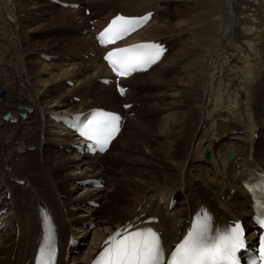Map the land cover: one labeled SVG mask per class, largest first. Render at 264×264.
Returning <instances> with one entry per match:
<instances>
[{
    "label": "bare ground",
    "instance_id": "6f19581e",
    "mask_svg": "<svg viewBox=\"0 0 264 264\" xmlns=\"http://www.w3.org/2000/svg\"><path fill=\"white\" fill-rule=\"evenodd\" d=\"M54 1L59 6L65 3L81 6L86 0ZM37 2L52 11L44 9L32 18L30 15L36 9L26 7L25 0H0V90L7 91L5 96L0 92V111L3 110L0 114V211L7 209L0 218L6 225L0 231V264H32L40 237L39 206L51 211L57 226L61 248L57 264H92L100 245L132 218L158 217L154 226L162 232L163 245L169 250L179 241L187 227L186 221L201 206L213 214L215 224L242 220L248 227L250 191L243 183L250 172H264V138L260 133L264 128V0H87L91 5L89 16L108 12L92 24L97 29L103 28L118 13L132 17L154 12L130 41H160L169 47L162 60L146 75L164 65L177 40L175 34L182 33L183 42L190 41L178 49L177 62L152 78H164L163 83L159 80L154 85L168 84L169 87L180 82L179 77H186L181 82L185 89L184 101L159 104L158 101L155 106L162 114L166 112L163 122L176 139L175 145L169 144L163 152V158L173 163L161 164L162 175L152 177V172L158 170H152L150 162L158 156L147 154L145 158L149 160L140 164L149 173L142 174L140 182L133 181L130 185L133 201L125 205V210L98 220L96 217L100 218L101 213L104 216V212L90 202H99L104 208L110 200V190L92 186L81 189L79 182L88 178L106 179L104 172L108 170L101 159L108 156L124 128L103 156H70L72 135L52 116L84 112L102 107L95 103L97 100L113 104L111 100L118 102L120 98L108 93L111 89L108 86H93V79L106 78L108 72L100 60L101 51L92 43L88 31L92 18L84 16L79 9L58 8L50 1ZM259 2L262 8L258 7ZM19 12L26 17L19 19ZM52 27L61 29L57 37L61 38L56 39L59 43L54 47L53 42L46 43L42 49H48V54L34 49L31 37L23 32L25 28L37 37L46 35ZM68 33L70 37H65ZM46 41L53 40L50 37ZM56 48H65L66 52H51ZM231 59L234 64L230 63ZM181 63L186 65L181 66L184 69L179 67L180 72L177 66ZM142 75H133L127 80ZM167 75L175 79H166ZM69 82L73 85L69 86ZM132 82L134 87L143 89L144 85ZM49 93L55 100L46 103ZM73 97H79V102L69 103ZM92 98L96 105L91 103ZM137 112V117L145 115L139 109ZM22 114H26L23 119ZM4 115H9L8 119H3ZM207 151L208 159L204 157ZM230 154L234 156L228 160ZM255 157L263 168L254 161ZM19 170L22 172L18 174ZM16 181H24V185L20 187ZM110 183L106 180L104 186L109 188ZM75 189L82 192L74 196ZM113 191L118 193L116 189ZM104 192L107 194H101ZM174 200H178L177 204L170 209ZM85 223L86 228L90 224L94 229L97 227L89 240L82 234L87 235L94 229H82ZM69 236L77 244L66 249ZM76 251L80 256L74 255L68 261Z\"/></svg>",
    "mask_w": 264,
    "mask_h": 264
},
{
    "label": "snow or ice",
    "instance_id": "6c2138e0",
    "mask_svg": "<svg viewBox=\"0 0 264 264\" xmlns=\"http://www.w3.org/2000/svg\"><path fill=\"white\" fill-rule=\"evenodd\" d=\"M149 16H116L97 39L101 44L114 43L116 39L146 22ZM161 52L159 45H134L108 52L105 60L113 72L124 76L141 66L154 63ZM119 90L123 94L124 89ZM119 119L114 113L97 112L84 126L81 135L105 147L119 130ZM250 191L258 213L257 222L264 227V180L250 188ZM44 219L47 222L49 218L44 215ZM211 232V217L202 209L191 221L187 233L171 248L166 257L161 236L154 228L135 227L129 223L104 241L102 250L92 264H236V253L244 246L241 225L237 223L224 230L217 229L214 235ZM53 237L54 230L49 227L35 255V264H55ZM259 264H264V236L260 240Z\"/></svg>",
    "mask_w": 264,
    "mask_h": 264
},
{
    "label": "rangeland",
    "instance_id": "374dc122",
    "mask_svg": "<svg viewBox=\"0 0 264 264\" xmlns=\"http://www.w3.org/2000/svg\"><path fill=\"white\" fill-rule=\"evenodd\" d=\"M40 1L43 2V3L47 2V0H40ZM66 1H71V0H66ZM25 3H26L25 6L28 7L29 9H32V8L36 9V10H34V13L30 15L32 18H33V15H38V14H41L42 12H44V9H47L48 12L52 11V9H50L49 7H47V8L43 7L42 3L37 2V0H25ZM22 4L24 5V2H21V6H22ZM39 6H40V10H39ZM82 6L83 7L85 6L86 8H89L91 10V5H89L87 3V0L84 1V5H82ZM100 6H102L103 8H106V7L103 6V4H100ZM261 6H263V5H262L261 2H259L258 3V7L262 8ZM58 8H60V7L58 6ZM263 8H264V6H263ZM79 10L81 12H84L85 9L83 8V10L82 9H79ZM115 10H118V9L116 8ZM262 10H264V9H262ZM104 13H105V15H104ZM107 14H108V12L104 11V12H100L96 16H95V14L94 15L91 14V16H86L84 14V16H86L87 18L88 17L92 18V20H93L94 17H96V18H94V20L97 21L98 20L97 18L99 16L103 17V16H106ZM25 17L26 16L24 14H22V12L18 13V18L19 19L22 20ZM77 18L78 17L76 16L75 19H77ZM92 20H89V22L92 21ZM60 26L61 25H59L58 27H60ZM58 27H52L50 29V31L46 35L42 34V35L37 36V37L34 34H29V31H26L25 28H23V32L27 33L29 35V37H31L32 45H35L34 49H38V50L40 49L39 51H42V52H39V53H43L44 52V53L48 54L50 51H47L48 49H46V48L45 49H42V48L46 47V43L47 42H53L54 44L53 43H52L53 45L51 44L53 47L56 46V43H59L58 41L55 42L56 39H60L61 38V37L57 38L58 35L61 32V29H55V28H58ZM31 29L32 28H30L29 30H31ZM47 31L48 30H46L45 32H47ZM70 35L71 34L68 33L67 36H65V37H70ZM175 35H176V39L177 40L173 42V49H170V52H169L170 54H169L167 60L164 62V65H162V67L160 66L161 68L160 67L158 68L159 70L158 69H156V70L154 69L156 72L153 70L155 73L152 71V73H154V74L150 73L151 74L150 76L148 74L147 75L143 74L142 76H139V77H136V78H132L131 81L127 80V81L124 82V84L129 87V91L127 93L128 94L127 98L120 99L118 102L115 99H113V100H111L113 104H109V103H106V102H103V101L101 102V101H98V100L95 102L96 104H98V105H100L102 107H105V108H109L110 107L109 109H113V110L119 109L120 105L123 104V103H133V106H134L128 111V112H130V116L128 117L127 122L124 124V127H123L124 128L123 129L124 132L122 134V137L114 144V146L112 147V149H111L110 153L108 154V156H106V157L101 159L104 162V167L108 170V171L104 172L105 173L104 176L106 178L104 180L105 181L107 180V183L110 180L111 187L107 188L106 186H104L105 185V182H104L103 183V187L98 188V189H102V190H105V191H109L110 190L108 192V193H110V200H108V203L106 204V206L104 208L102 207L104 210L101 208L102 204L100 205V203H98L100 207L99 208H95V209H97L98 211H101V212L103 211L104 212V216H102V213H101L100 218L94 216V217H96L97 220L98 219H103L104 217H107L110 214H113L114 212L117 213L119 211L125 210V205L128 202L133 201L134 195H133V192L130 191V188L132 187V186L130 187V185L132 184L133 181H135V183L136 182L137 183L140 182V180H139L140 178L139 177H141L142 174L149 173L148 170H142L143 169L142 168V164H140V162H147V160H149V159L146 160L145 156H148V155H150L152 153H156L155 154L156 157L158 156L157 159L152 158L151 162H150V163H152V168H153L152 170H155V169L158 170V171H154L155 173L152 172V174L150 175L152 177L155 174L162 175V171L159 170V167L161 166V164H165V163H169V162H171L170 164L173 163L172 160H168L165 157L163 158V156L165 155L163 152L167 150V147L169 146V144L171 146H172V144L175 145L176 139H174L172 137L173 135H171V132L168 130V127L166 128V124L163 122V120H164L163 117L166 114V112H164V114H162L161 113L162 111H159L158 108L155 107V106H157L156 103L158 101H159L158 104L161 103V102L162 103H164V102L167 103V102H170V101H173V102H175V101H177V102L184 101L182 96H183V93H184L183 91L185 89H184V85H182L181 82L186 77H184L183 79H181V77H179L180 78V82H174V84L170 85L172 87H170V86L168 87V84H164V85H161V86L154 85V83H156L159 80L162 81V79H164V78H162V79H157V78L152 79V78L155 76L156 73L158 74L159 72L163 71L165 68H167L169 66H172L174 64V62L178 61L177 58L179 57V50H181V48L183 47V44H187L185 42L188 41V40L183 42V39H184L185 35L182 34V33H178V34H175ZM50 37L52 38L53 41H46ZM53 37H55V38H53ZM189 42L190 41H188V44H189ZM62 44H64V42ZM168 44L170 45V42H168ZM65 48L64 49L56 48L57 51H56V49H52L53 51L51 50V52H53V53H59V52H63V51L66 52ZM232 59H231L230 63H233ZM190 62H191V60L187 61V63H189V64H190ZM233 64H230V65H233ZM185 65L186 64H184V63H181V65L179 64V66H177V68H178L177 71L181 72V68H182L181 66L185 67ZM179 67H181V68H179ZM182 69H184V68H182ZM166 71H168V70L166 69ZM171 77H169L167 75L165 78L169 79ZM173 79H175V78H173ZM173 79L171 78V80H173ZM177 80L179 81L178 78H177ZM132 81H135L138 86H140V84L144 85V86H142L143 89L140 88L141 89L140 90L139 88L134 87ZM147 81L149 83L146 85L145 82H147ZM161 83H163V81ZM97 84H98V79L97 78L93 79V86L94 85L97 86ZM176 85H177V87H176ZM178 85H180V86H178ZM170 88H172L173 90L170 89ZM134 89H136V90H134ZM138 90H140V91H138ZM0 92H3L4 96H5L7 91L5 92V90H0ZM162 92H164V93H162ZM178 92H180V94L182 92V95L178 94ZM108 93L114 95V91L111 90V89L109 90ZM159 95H160V97H158ZM173 96H175V97H173ZM102 99L104 100L105 98L103 97ZM168 99H169V101H168ZM54 100H55V98L49 93V96L46 97V101H47L46 103H49V102L54 101ZM93 100L94 99L92 98L90 101H92L91 102L92 104H95ZM72 101L73 100L70 99L69 103H78V102H72ZM53 103L54 102H52L49 106L52 107ZM105 103H106V105L108 104L109 106H105L104 105ZM114 103H115V105L117 107L115 106L113 108ZM68 108L70 109V107H68ZM60 109H61L60 107H56V110H60ZM137 109H139L140 113H143L145 115L143 117H137V114H138ZM133 110H134V112H133ZM175 111L177 113L181 112V110H175ZM158 112H160L162 115H159ZM0 114H3V110L0 111ZM0 116H2V115H0ZM20 118H21V116H20ZM21 119H23V118H21ZM260 133H261L262 137L264 138V128H262ZM27 150H32V148H27ZM207 152H209V151H207ZM15 154H17V153L15 152ZM69 154H70V156H74L73 153H69ZM69 154L67 153L68 156H69ZM54 156L57 157V154H55ZM14 160H12V161H14ZM254 161L258 164L259 167L263 168L261 163L257 161L256 157L254 158ZM145 168H146V166H145ZM21 172H22V170H19L18 174L21 173ZM16 177L20 178L21 175H16ZM15 184L20 186V187L22 185H24V184H19L18 181H16ZM105 187H106V189H105ZM79 188L83 189L82 187H79ZM93 188H95V187H93ZM113 189H116V191H118V193H114ZM81 192H82V190L75 189V190H73V195L76 196L77 194H79ZM101 194L106 195L107 193L104 192V193H101ZM113 197L115 199H117V200H115ZM221 200H223V197L221 198ZM92 229H90L88 231H91ZM96 229H97V227L93 231L89 232L87 235L82 234V236H84L86 238V240H89L91 238L92 233ZM87 242L88 241H86L85 244H87ZM79 255L80 254H78V253L75 254L76 257H79ZM11 259H13V257ZM71 259H73V256L68 258V261H71Z\"/></svg>",
    "mask_w": 264,
    "mask_h": 264
},
{
    "label": "water",
    "instance_id": "95a60500",
    "mask_svg": "<svg viewBox=\"0 0 264 264\" xmlns=\"http://www.w3.org/2000/svg\"><path fill=\"white\" fill-rule=\"evenodd\" d=\"M0 96H2V94H0ZM233 156H234V154H230V155L227 157V159H228V160H231V159L233 158ZM204 157H205L206 159H208V158L210 157L209 152H206L205 155H204Z\"/></svg>",
    "mask_w": 264,
    "mask_h": 264
}]
</instances>
